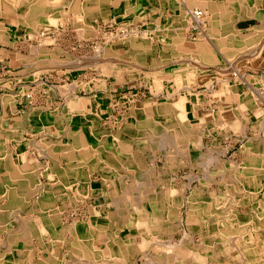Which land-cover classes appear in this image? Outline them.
<instances>
[{"label": "crops", "instance_id": "obj_1", "mask_svg": "<svg viewBox=\"0 0 264 264\" xmlns=\"http://www.w3.org/2000/svg\"><path fill=\"white\" fill-rule=\"evenodd\" d=\"M20 1L22 2L20 3ZM60 1L62 3H60ZM60 4L65 6V10L60 9ZM196 8L202 9L206 18H208L206 19L207 24L203 29L204 33L202 32L201 34L208 40H212V42L210 41V48L213 50V52H215V54L220 56L218 61H215V63L211 64V67L221 69L230 66L231 61L237 55L236 51L239 46L237 39L245 40L241 42V45H244L249 53H254V51H256L252 57L261 58L259 60V65L261 66H257V64L251 65L249 67L248 60L245 61V64H247L246 71L250 74H262L263 76L264 38H261V35L264 37V33L258 35V31L261 29L264 30V0H0V151L2 150L0 152V213L2 211L0 214V264H41L42 260L49 264L53 263V261L54 263L60 262L62 264H67L68 261L74 260L71 258L73 253L71 245L74 239V234L68 233V224L63 223L64 230L61 233V236L59 232H53L46 234L43 239L37 232V228L39 226L36 224L38 223V218H40L44 211L54 205L62 207L61 209L64 212H70L73 208V210L79 209L83 211V213H88L90 216H103L108 211L112 210V208H114V201L117 194L113 193V190L116 189V185L114 183L111 184L107 175L121 176L119 170L116 169L117 167L125 165L129 168L135 169L136 167L140 169V165L144 167V162L142 163V161H144V154L142 151L145 148H149V153L152 152L150 155L152 158L154 157L155 163L158 161V157L162 158L167 166L171 165V163H174L175 161L170 156V159L168 158L167 154L164 153L162 145H157L155 142H151V140L148 142L146 141L145 144L136 142V133L140 127L147 129L149 133H154L152 131L154 130L156 132V128L153 127L156 126V121L158 119L161 121L173 116V113L170 109L168 112L166 109L165 113L162 114L159 113L158 109L163 107L167 108L170 103L171 96L179 89L177 81L172 76H166L161 79L163 91L159 92L156 87V77L159 75V72L163 71L165 69L164 67L167 68L174 65V62H168V64L161 62L165 52H167V54L175 52L172 48H161L158 46L159 42L156 45H153V42L155 41H152V39L147 40L146 38L137 39L136 42L138 43H136V45H134L133 41L127 44L121 43L114 45L110 49L112 55H119L120 58L126 61H133L136 58V69H126L123 72H111L112 74L110 76L114 77V82L112 81L110 84L108 81L98 82L93 81L92 79H90L89 82H84L83 78H80L76 81L75 77L74 81H70L71 79H67V77L66 81L68 82L66 84L62 83V88L66 89L68 87L72 88V86L75 87L72 90L69 89L67 95V93H62L63 91L60 90V85H58V82L61 81L59 77H61L62 72L60 71V64L53 61L55 58L52 54L45 57L44 54L48 53L44 51L45 49H42L41 46L38 52L35 50V48L38 46H32L30 48V46L25 44V38L31 36L37 37L36 35H29L30 33H33L31 31H34L33 29H35L36 26L41 25L47 20L48 15L60 17L62 15L76 16V14H84V20L86 22L92 23L94 17H99L102 19L108 18L109 16L107 11H110L111 14H115L120 11L122 17L130 18V20L134 19L135 21L133 23H137L138 26L145 24L148 25L153 22L156 23L160 21L164 25L181 27L183 22L186 20L188 9ZM230 45L233 46L230 47ZM257 45L261 46L258 48ZM47 49L52 50L54 48L48 47ZM52 53L55 54L56 52ZM28 54L31 55L29 56ZM52 61L53 63L51 64ZM48 64L52 67L50 68ZM255 67H258V69H255ZM45 68H47V70ZM24 69L27 73H25ZM71 70L66 69L67 72H71ZM148 70L153 72V74L148 77V80L138 81L139 78H137L136 74L138 73V76L142 80L144 77L142 74H145V71ZM45 71L47 72L45 73ZM217 71L219 72L218 69ZM218 72L212 73L208 71V73H201L198 76L197 82L191 84L189 88L186 87L182 89L181 92L188 96V100L186 101L185 105L192 122H198L205 115L211 114L206 111V103L208 101L205 96H207L210 91H216L215 88L217 87V83H220V80L225 84V81L223 80L222 76H219ZM134 74L136 75V78L132 79L131 75ZM110 76L107 74L108 79H110ZM235 81L236 80H232L231 83H229L231 84L229 85V88L231 86V90L235 92L239 91L244 97L249 89L247 90L246 88H241L239 85L240 82L236 83L237 86L234 87ZM127 85L136 86V88H149L148 96H142L139 99L140 102H137L138 98L135 99L136 101L131 102L134 104V107H137L138 109L137 118L144 117L145 119H149L144 125L139 123L140 127L138 126V122L136 125L137 120L133 121V123L130 121V123H127V125L122 123L120 129L115 131L112 130L111 127L105 126L106 123L104 122V119L105 116L110 113L109 106L113 98L120 96V93H126L122 91L126 89ZM260 87L262 86L260 85ZM47 88H49L48 93L44 92ZM153 88L156 89L158 93L153 91ZM221 90L224 91L225 87H223ZM136 91L139 93V90ZM96 93L102 94V102L100 105L101 113L99 120L98 122L94 123L92 116L94 114L92 98L94 95H96ZM130 93L131 96H134L132 91H130ZM45 95L49 96L47 97ZM223 95L224 99L222 98L223 101L221 100L222 103L220 106L227 101V96L225 93H223ZM126 96L128 95L125 94L122 97ZM259 99L264 101V98L262 97ZM123 100H121V102L124 105L127 104ZM255 100L256 99L254 97L248 98L249 102H254ZM61 101H65L66 104L60 107ZM77 103H80L81 105H78ZM256 103L257 104H254V109H251L248 111V113H246L247 119L242 125L243 130L241 128L243 132L236 131L235 128L231 127L228 132L220 131L219 128H212L211 133L202 134L201 137L204 146L201 148L200 152L202 156L205 157V162L203 161V163H201L198 159L195 161L196 163H194V165L188 166L198 165V168L204 170V172H206V170L208 172L209 167L215 163L218 167L225 168L222 165L221 160L224 159L229 148L227 147L224 150L218 151V149H213V146H210L206 141V137L209 136V138H211V136H213L212 133L214 132H218L219 135L227 137L228 133L232 132L230 130H234L237 133L239 132L246 137H249L247 141L252 140L256 143L262 142L264 138V102L259 104V101L257 100ZM231 105L236 108L240 105V102L233 100ZM255 109H258L259 111ZM153 118L156 120H152ZM93 128L95 129L92 131L94 138L87 136L85 141V137H83V135L91 131ZM169 132L172 131L170 130ZM102 134H107L106 140H102L100 143L101 146L104 147V155H107L111 152L114 153L116 157L111 159L105 156H103V158L97 156L94 159L91 158L90 155L80 156L84 146L86 144L89 145L98 143L97 137H100ZM163 137L164 139L166 138L165 136ZM81 140L84 143H82ZM165 144L173 145V143L170 141ZM41 150H45L49 153L48 157L43 156L45 158L43 160L39 158L42 156H40ZM158 150H161V156H157ZM260 155L264 156V149H261ZM216 157L218 159H215ZM257 158L260 160L258 165L260 166L261 171L256 174V176L264 180V159L263 157L261 158L259 156ZM189 162L190 160H188V163ZM207 162H209L208 167H206ZM32 165H35V167L34 169L30 170L29 167ZM44 165H49L52 167L54 169V173L50 174L48 170L43 169L41 166ZM225 169L229 170V167H226ZM160 172H163L162 175L164 174V170H161ZM217 173L220 174L219 171ZM46 174L55 177V182L59 181L60 183H63L66 189L57 191L54 188H48L46 192L43 191L41 193L40 190L37 189L36 184L40 181H43V178H45ZM202 175H197L198 178L194 180L199 181L201 186H198V188L202 187L204 190L208 189V184H210V181H212V183L216 181H222V184L225 182L224 173L223 175L220 174L222 178L215 177L214 175H210L209 177L205 174L203 176ZM51 176L48 178L49 181H47V183L52 181ZM124 176L123 179L125 178ZM127 176L134 177L133 174H127ZM191 176L195 175L193 174ZM86 179L90 180L92 186L91 194L89 195L90 197L88 196V198L85 199L83 203L82 200H80L79 203L81 206L75 208L76 206L74 205L77 203L75 199L77 198V195L81 196L79 193L84 190L83 183L86 181ZM107 191L109 194H106L108 193ZM205 192L206 191L203 192L204 194L202 195V198L208 197ZM213 194V199L218 194L225 196L224 193H217L215 190H213ZM106 197L109 198L106 199ZM251 203L252 206L250 210L252 212L254 203ZM61 216L63 218V215ZM119 224L120 223H118V221L112 220V225H117L119 227V233L121 236L129 235V232L133 228H136L132 227L128 230L127 227ZM168 226L166 228H168ZM124 229L128 231L126 234L122 233ZM259 229L261 231V237L264 239V226H259ZM45 242H48L46 246ZM97 243L99 242H96L95 246ZM101 243L105 244V242ZM57 246L58 248H56ZM52 253L55 256V260H51Z\"/></svg>", "mask_w": 264, "mask_h": 264}, {"label": "bare ground", "instance_id": "obj_2", "mask_svg": "<svg viewBox=\"0 0 264 264\" xmlns=\"http://www.w3.org/2000/svg\"><path fill=\"white\" fill-rule=\"evenodd\" d=\"M21 2L22 1H20V3ZM56 2H58V1H56ZM52 3H54V2H52ZM60 3H62V2L60 1ZM6 9H8V8H6ZM60 9L65 10V6L60 4ZM83 10H84V8H83ZM97 10H98V8H97ZM107 14L109 16L107 19L114 20V22L117 21L116 23L121 28L123 26H126V27L129 26V25H131V23H133L135 21L134 19L130 20V18L122 17L120 11L118 13H115V14H111L110 11H107ZM89 15H90V13H89ZM186 15H187L186 20H185V22H183V25L181 27L180 26H173V25H171V26L170 25H164L160 21H158L156 23L153 22L151 24L146 25L145 26L146 28L144 29V31H145L144 36L146 37V39L147 38H158L159 40L161 39V42L158 44L159 47H161V48H165V47L172 48L173 51H175L171 54H167V52H165L163 54V58H162L161 62H165L167 64H168V62L169 63L174 62V65L167 67V68L164 67L165 69L163 71H160L159 75L156 77V87L159 90V92L163 91L162 81H161V79L163 77H166V76L171 77L172 76L177 81L179 89L177 90V92H175L171 96L169 107L158 109L159 113H161V114L165 113L166 109H167V112L170 109L173 113V116H171L165 120H161V121H159V119H158L156 121V126L153 127V128H156V132L154 130L152 131L155 134L149 133L147 129H145L143 127L141 128L139 126V123L143 124V125L146 124L148 122L149 118L148 119L147 118L146 119L140 118V117L137 118L136 108L132 105L130 106L129 110H127V112L122 115L123 116L122 119H123L125 125H127V123H130V121H131V123H133V121L137 120L136 125L138 122V126L140 127V129H138V131L136 133V142H140L141 144H143V143L145 144L146 141L148 142L151 140V142H155L157 145L163 146L164 153L167 154L168 158L170 156L172 158H178L179 160H181V159L185 160V164H192V163H196L195 161H197L198 159L200 160V158H201L199 152L201 151V148L203 147L202 137H201L202 134L211 133L212 128H219L220 131L228 132V130L231 127L233 128V126L230 124L231 119H235V120L238 119L239 122L237 124H239L241 126L246 122V119H247L246 113H248V111L251 110V108L249 106V101H246L247 95L250 92H252L256 95L255 96L256 100H258V98H260V97L264 98V75L263 76H262V74L261 75H254V74H250L246 71V68H247L246 65L247 64H245V61L248 60V66L249 67L251 65H257V64H258L257 66H261V65H259L260 64L259 60L261 58L260 57H252V56H254L253 54L256 53V51H254V53L253 52L249 53L248 50L246 49V47H244V45L243 46L241 45V42L245 41V40H239V39H237L238 45H239L237 48V51H236L237 55L235 56V58L232 61L229 60V61H231V65L227 68H225V67L221 68V69L217 68L219 70V72L217 71L216 68H212L211 64L215 63V61H217L220 58V56L218 54H215V52H213V50L210 48L211 47L210 43L212 42V40H208L202 34L199 37H192V38H190V35H189L190 30L191 31H193L194 29H202L203 30L207 24L206 19H208V18H206L205 13L202 15L196 14L195 12H192L191 9H188V12ZM66 16L62 15L60 17H56L53 15H48L47 20L44 23H42L41 25L36 26L35 29H33L35 32L31 31L33 33H30V34L36 35L38 37L44 36L45 38H43V40H44V42H46V39H48V37H51L49 35L51 32H57L60 27L66 25L67 21L69 20L68 16L67 17ZM79 17H80V19L83 20L82 21V24H83V22L85 21L84 20L85 15L84 14L79 15ZM93 21H96V17H94ZM121 22H123L124 25H122ZM86 24H87V22H86ZM79 26H81L80 23H79ZM91 26H93V28L95 29L96 32H98L100 29V26L98 24L93 23V22H92ZM80 29H81V33H82L81 35H83L84 37L86 35L87 36L92 35V32H89L86 28L81 26ZM126 31L127 32L121 36V39H122V37L123 38L127 37L126 39L129 38L131 41H133L134 45H136V43H138V42H136V33H137L136 28H129L128 27ZM139 32H140V30H139ZM122 33H123V31H122ZM262 33H264V30L261 29L260 31H258V35H261ZM97 34H99V33H97ZM97 34H96V36H97ZM2 38H4V37H2ZM261 38H264V37H262V35H261ZM252 39H254V38H252ZM249 41H250V39H249ZM121 42H119V43H121ZM140 44H141V42H140ZM23 45H24V43H23ZM40 46L41 45H39L38 47L36 46L37 47V48H35L36 52L39 51ZM232 46L230 45V47H232ZM260 46H258V48ZM140 47H142V46H140ZM101 51L102 52L104 51V52L102 53V55L100 57H97L98 59L96 58V60H98L97 62L99 63V65L101 64L100 70H103L105 72L106 71L107 72H115V71L116 72H123L126 69H136V58L133 61H131V60L126 61V60H123L122 58H120L119 55L118 56L116 54L115 55H110V54L107 55V53L105 52L106 50L102 49ZM259 53H260V51H259ZM18 57H19V55H18ZM229 57H228V59H229ZM39 59H41V58H39ZM71 61H74V60H71ZM33 65H31V66H33ZM36 65H38V64H36ZM122 65H124V66H122ZM31 68H33V67H31ZM41 68H42V66H41ZM256 68L258 69V67H255V69ZM45 69L47 70V68H45ZM20 71H22V70H20ZM24 71H25V69H24ZM208 71L212 72V73L218 72L219 76H222L223 80L225 81V90L223 91V93H225V95L227 96V101L223 105L216 108L214 113L212 112L211 114L205 115L198 122H192V120L190 119V116L188 114V111L186 109V105H185L186 101L188 100V96L181 91L183 88H186V87L189 88L191 86V84L197 82L199 74L204 73V72L208 73ZM229 72H230V75H229ZM25 73H27V72L25 71ZM59 78H61V77H59ZM232 80H236V83H237V81L247 82L249 87H250V89H249L250 92L247 91L246 92L247 94L244 93L246 95L243 97V95H241L239 91L235 92V91L231 90L229 88V85H231V84H229V83H231ZM125 82H126V80H125ZM259 83H261L263 85V87L258 88L257 85ZM105 85H106V83H105ZM114 85H116V84H114ZM73 88H75V87L72 86V88L68 87L66 89L65 88L63 89L62 87H60V90L63 91L64 94L67 93V95H68L69 89L72 90ZM102 91H104V90H102ZM71 92H73V91H71ZM156 92L158 93V91H156ZM99 93L98 94L96 93V95H94L92 98L93 106L95 107L94 108V114L92 115L93 117L100 115V113H101L100 105L102 102V94H99ZM123 95H125V94H123ZM45 96H47V95H45ZM233 100L239 101L240 105L238 107L234 108L231 105ZM80 101H78V102H80ZM95 102L98 105L95 106L94 105ZM12 104H13V102H12ZM83 108H81V109H83ZM255 110L259 111L258 109H255ZM43 117H44V115H43ZM32 119H33V117H32ZM152 120H156V119L153 118ZM68 121H70V120H68ZM81 130H84V129H81ZM170 130L172 132H169ZM92 131H93V129H91V131H89V132L85 133V135H83V137H85V139L82 136L81 137L85 141H86L87 136H91V138L92 137L94 138V134ZM24 132H25V130H24ZM83 132H85V131H83ZM102 135L106 136L107 134H102ZM102 135H100V137H102ZM2 136H4V135H2ZM163 136H165L166 138L164 139ZM42 139H43V137H42ZM104 140H106V138H104ZM168 141L173 143V145H169V144L166 145L165 143H167ZM81 142L84 143L82 140H81ZM46 146H48V145H46ZM244 146L246 147L245 158L237 166L232 165L234 169H232L228 172L230 175V177H229L230 180L228 179L227 183H228V187H230L232 191H237L236 188L237 187L241 188V185L244 186V192L242 194L244 200H247V202L251 201L254 203L253 207H252L253 208L252 213H245V212L243 213L242 211L234 210V209H221L222 205H224L225 203H228V200H226V201L222 200V198L224 196H217L216 195V197L212 200L211 199L210 200H203L202 195L204 194L203 193L204 190H203V188L197 187L195 189V191L193 192V194H194L193 198L194 199L190 200L188 202V205H185V206H189L188 209H189V214L191 215L192 221H195V222L199 221L200 222L201 220H205L206 221V228L208 230H210L211 232H214V234H212V237H209V239H207V241L205 242V247H203V251L197 252V250L190 249V251H188L186 253L184 251H180L178 249L177 245L175 247L176 248L175 250L172 251L171 249H169L171 251H166V252L169 253L170 255H169V257H166L164 259L165 264H216L215 261L217 260L218 256H221L224 253L225 254L231 253L232 255L234 254L235 256H237V260H238L239 264H264V239L261 237V231L259 229V226H264V223L262 222V221H264V180H262V178L260 179V177L256 176V174H258L261 171V168L258 165V162L260 160L257 157L258 156L261 158L263 157V159H264V156L260 155L261 149H264V138H263L262 142H259V143H256L252 140L246 141L244 143ZM100 147L102 148L101 154H99L100 150H98ZM131 148H132V146H131ZM103 149H104V147L101 146L100 144L97 145V143H95V144L93 143V144H89V145L86 144L82 150V153H80V156L90 155L91 158H94V159L97 156L100 158H103V156H105V157L111 158V159H114L116 157V155L114 153H111V152L107 155H104L105 153H104ZM41 155L48 157L49 153L45 150H41ZM166 160H167V158H166ZM188 160H190L189 163H188ZM167 162H168V160H167ZM79 163H81V162H79ZM75 164H77V163H75ZM171 164H173V163H171ZM33 166L35 167V165H32L31 167H29V169L30 170L34 169V168H32ZM46 169L49 171L50 174L54 173L53 172L54 169L52 167H50L49 165L46 166ZM116 169L119 170V173H121V176L107 175L111 184L114 183L116 185V189L113 190V193L117 194V196L115 197V201H114V208H112V210L108 211L105 215H103V217H101L99 215H92V216L88 217L85 215L83 217V219H76L68 226V233L73 232L72 234H74L73 237L75 239L77 238L79 240L80 239L83 240V241H79V244H78V245H81L82 247L79 248V246L75 245V247H76V248L74 247L75 252L77 254L79 253V254H83V255L87 256V257H79L76 255L77 257L75 258L74 264H125L126 262H128V258L130 256L131 252L136 250V253H137V252H140L143 250L145 242L139 243V242L133 241L129 237V235H124V236L122 235L121 236L119 233L120 231H119L118 226L111 227V225H110L111 219H113L115 217H117V218L120 217L119 219H120L121 223L126 221L127 225H125V226L128 228V230L131 229L132 227H137L138 233L134 237H136L138 235L145 237L146 235H148L147 233L150 230L152 233H157V231L161 228V226L166 221H167L166 223L170 222V228H172V222L173 221L169 216L172 209L168 208L167 210H164L163 207H164V205H167V203L169 206H173L174 204L179 203L180 198L178 197L179 200H176V198L174 199L175 195L170 193L168 196L165 195L164 200H158L159 199L158 193L157 192L153 193V191H156V190L158 191L160 189V187L157 188L156 183L153 184V182H151L152 180L150 181V178L154 177L153 176L154 170L152 171L151 169H146V168L142 167L141 165H140V169L138 167H136V169L135 168H129L126 165L125 166H119ZM13 171H14V169H13ZM70 172H72V171H70ZM14 173H15V171H14ZM123 173L125 176L123 175ZM231 173H233V174H231ZM19 174H21V173H19ZM87 174H88V172H87ZM127 174H133L134 177L127 176ZM122 175L125 177L124 179H123ZM140 175H142V176L144 175V177H146V180H143V177L138 178V177H140ZM6 176H8V175H6ZM49 176H51V175H49ZM51 177H52V181L49 183L43 182L42 187L38 186V185H40V182L37 181L38 182L37 183L38 185L36 184L38 186L37 189L40 190L41 193L43 191L46 192L48 190V188H51V189L54 188L57 191H60L62 189H66V187L63 185V183H60L59 181L55 182V177H53V176H51ZM131 178H135V179H131ZM131 182H134L135 185L131 184ZM7 183H8V181H7ZM83 184H84L83 187L85 189V192L81 191L79 193V194H81V196L77 195V198L78 197H88L91 194L92 186H91L90 180L86 179V181ZM163 189L164 188L161 186V191H163ZM20 205H21V203H20ZM194 205H195V207H194ZM61 208L62 207L52 205L51 208L44 211L42 213V215L40 216V218H38V223L36 225H38L39 227L37 228V232L39 233V235L43 239H44V236L46 234L53 233V232H56V233L59 232V234L61 236V233L64 230L63 222H65L61 216L62 212H63V210ZM3 211H5V210H3ZM1 213H2V211H1ZM29 213H31V212H29ZM9 214H10V212H9ZM9 216H11V215H9ZM19 218H20V216H19ZM11 220H13V219H11ZM247 222H250V224L249 225H243L242 224V223L247 224ZM176 226L173 228L177 229L180 232L183 231V230H181L183 228H179L180 225L179 226L176 225ZM5 229H6V227H5ZM26 229H27V227H26ZM216 232L218 233L217 237H216ZM32 233H33V231H32ZM182 236L186 237L187 234H184V232H183ZM127 238H129V241L126 242L125 240H127ZM136 239H138V238H136ZM194 241L195 240H193V242ZM96 242H100V243L105 242L106 247L102 248V249L101 248L98 249L95 247ZM17 243H18V241H17ZM75 243H77V241ZM234 243L237 244V246H235V248L233 246ZM47 244H48V242H45V246ZM227 244H229V248H225V247H228ZM72 246H73V243H72ZM170 246L173 247V245H170ZM56 248H58V246ZM46 250H48V249H46ZM176 250H178V251H176ZM5 251H8V250H5ZM72 254H74V253H72ZM118 254H120V255L118 256ZM51 256H52L51 260H55V256L53 255V253L51 254ZM41 264H49V263L42 260Z\"/></svg>", "mask_w": 264, "mask_h": 264}, {"label": "rangeland", "instance_id": "obj_3", "mask_svg": "<svg viewBox=\"0 0 264 264\" xmlns=\"http://www.w3.org/2000/svg\"><path fill=\"white\" fill-rule=\"evenodd\" d=\"M70 16H68L69 20L67 21L65 26L60 27L57 32H51L49 34L51 37H48V39H46V42H44V40H43V38H45L44 36L32 37L30 34L31 37L25 38V44L29 45L30 48L32 46L41 45L42 49H45L44 51H46L48 53V54H44L45 57L50 56L51 54L53 56L55 55L54 56L55 59L53 61H55V63L60 64V66H61L60 71H62L61 72V78H60L61 81L58 82V85H60V87H62L63 84H66V82H68V81H66L67 79H71L70 81H73L76 79V81H77L80 78H83L84 82L85 81L89 82V80L92 79L93 81H98V82L99 81H103V82L108 81L109 84L112 81L114 82V79H113L114 77L110 76L112 74L111 72H107V71L105 72L103 70H100L101 64L99 65V63L97 62L98 60H96V58L100 57L102 55V53L104 52V51L103 52L101 51L102 49L106 50L105 52L107 53V55H109V54L112 55L111 50H110L112 46L117 45V44H121V43H123V44L130 43L131 40L129 38L126 39L127 37L126 38L122 37V39H121V36L127 32L126 30L128 27L129 28H136V30H137L136 40L137 39H145L146 37L144 36V34H145L144 29L146 28L145 26L147 24L138 26L137 23H131V25H129L127 27L123 26L121 28L116 23L117 21L114 22V20H109L107 18L102 19V18L98 17V18H96V21H93V23L98 24L100 26L99 31L96 32L95 29L93 28V26H91L92 23L89 24V22H87V24H86V22L84 21L82 24L83 20L80 19L78 14H76V16H74V15H72L71 17ZM79 23L81 24L82 27L86 28L89 32H92V35H89V36L86 35L85 37L83 35H81L82 34L81 29H80L81 26H79ZM121 23H122V25H124L123 22H121ZM139 30H140V32H139ZM122 31H123V33H122ZM199 31H201V32H199ZM202 32H203L202 29H194L193 31L190 30V33H189L190 38L199 37V35H201ZM97 33H99V34H97ZM96 34H97V36H96ZM148 39H152V41H155V42H153V45H156L157 42H159V43L161 42V39L159 40L158 38H147V40ZM119 42H121V43H119ZM48 47H52V48H54V50L53 49L52 50L47 49ZM54 51L57 53L53 54L52 52H54ZM28 55L30 56L31 54H28ZM28 55H25V56H28ZM71 60H74V61H71ZM53 61L51 62V64L53 63ZM50 67H52V66H50ZM72 67H73V69L71 70ZM66 69L71 70V72H67ZM46 72L47 71H45V73ZM141 73H143V72H141ZM107 74H108V76H110L109 77L110 79H108ZM150 74L151 75L153 74V72L151 70L145 71V74H142L144 76L142 80L140 79L138 74H136V75H137V78H139L138 81H147ZM136 75L135 74L131 75V78L135 79ZM263 75H264V72H263ZM74 77H75V79H74ZM219 82H220L219 84L217 83V87L215 86L216 87L215 92L210 91V93H208V94L206 93L207 96H205V97H206L208 102L207 103L205 102V103L207 104L206 105V111H208V113L214 112L215 109L218 108V106H220V104L222 103V101H223L222 98L224 99V95L222 93L223 91L221 89L223 87H225V84L221 80ZM239 82H240L239 85L241 88H246L247 90L250 89L247 82L237 81V83H239ZM234 83H235L234 87H236L237 86L236 81ZM260 85L263 87V85L261 83H259L257 85V87L259 88ZM127 86H126V89L122 92H126L124 94H126L128 96L122 97L123 94L120 93L121 94L120 96L113 98V100L109 106L110 113L107 114L105 116V119H104V122L106 123L105 126L111 127V129L115 130V131L120 129V126L122 123L125 125V123L122 119V117H123L122 115L124 113H126L127 110H129V106H131V105L134 106V104H132L131 102L136 101L135 100L136 98H138V100H139L142 96L146 97L149 95V88L148 87L136 88V86H128V87ZM136 90H139V93ZM48 91H49V88L45 90L46 93H48ZM130 91H132L134 93V96H131ZM153 91L156 92V89L153 88ZM205 92H207V91H205ZM62 93H64V92H62ZM253 94L254 93L250 92L247 95L246 101H248L249 97L255 98L256 95L255 94L253 95ZM121 100L125 101L127 104L124 105L121 102ZM138 100H137V102H140V100L139 101ZM256 101L257 100H255L254 102H249V106L251 109H254V104H257ZM258 101H259V104L261 102H264V101H261L259 98H258ZM64 104H66L65 101H61L60 107L63 106ZM94 105L96 106L98 104H96V102H95ZM168 107H169V105L167 106V108ZM163 108H166V107H163ZM136 112L138 113L137 107H136ZM99 117H100V115L93 117V122L94 123L98 122ZM140 118H144V117H140ZM238 122H239L238 119H236V120L231 119L230 120V124L233 126V128H235L236 131L241 132L243 130V128L241 125L237 124ZM241 128H242V130H241ZM93 130H95V129L93 128ZM230 131H232V132L228 133L227 137L219 135L218 132H214L213 136H211V138H209V136L206 137V141L210 146H213L212 147L213 149L214 148L218 149V151L224 150L227 147L229 148V150H227L228 152H226L224 159L221 160L222 161L221 163L225 168L229 167V170H232V169H234L233 168L234 165L237 166L245 158L246 147L244 146V143L247 141V139L249 137H246L242 133H239V132L237 133L234 130H230ZM106 136L102 135V137H100V138L98 136L97 137L98 138L97 139L98 140L97 145H99L102 142V140H104V138H106ZM202 143H203V141H202ZM203 146H204V143H203ZM98 150H100L99 154H101L102 148L100 147ZM149 151H150L149 148H145L142 151L144 154L143 155L144 161H142V163L144 162V164H143L144 167L151 169L152 171L154 170L153 171L154 177L150 178V181L152 180L151 182H153V184L156 183L157 188L160 187V189H159L160 191L156 190V191H153V193L154 192L158 193V195H159L158 200H164L165 195L168 196L170 193H172L175 195L174 199L176 198V200H179V198H180V202L174 204L173 206H169L167 203L168 206L164 205V207H163L164 210H167L168 208L172 209L171 213L169 214L170 218L173 221L172 222V228H170V222L166 223L167 222L166 221L161 226V228L157 231V233H152L150 230L147 233L148 235H146L145 237L140 236V235L134 237V235H136L138 233L137 227L133 228L129 232V235L133 241H136L139 243L145 242V244H144L142 251L136 253V250H135V251L131 252V254L128 258V262H126L125 264H165L164 259L166 257H169V255H170L166 251L175 250L176 245L178 246V249L180 251H184L186 253L188 251H190V249L197 250V252L203 251V247H205V242L207 241V239H209V237H212V234H214V232H211L210 230H208L206 228V221L205 220H201L200 222L199 221H197V222L192 221L191 215L189 214V209H188L189 206H185V205H188V202L190 200L194 199L193 198L194 197L193 192L195 191L196 186L197 187L201 186L199 181L194 180V179L198 178L197 175L201 176L202 174L203 175L205 174L208 177L210 175L211 176L214 175L215 177H221V178H222V176H220V174L223 175V173H224V175H225L224 176L225 182L223 184H222V181H220V182L216 181L213 183H212V181L209 182L210 184H208V189H205V190L203 189L204 191H206L205 194H207L209 198L208 197L202 198L203 200H210V199L212 200L213 199L212 196L214 195L213 190H215V192H217V193L222 192L225 194L227 192L225 194V196L222 198V200H225V201L228 200V203H225L224 205H222L221 209H234V210L242 211L243 213L244 212L245 213H252L250 210V208L252 206L251 201L247 202V200H244L243 195H242L244 192V186L241 185V188L237 187L236 188L237 191H232L231 188L228 187L227 180L228 179L230 180V178H229L230 176H227V175H229L228 169L226 170L225 168L218 167L217 164L215 163V164L211 165V167H209L208 172H207V170H206V172H204V170L198 168L199 167L198 165L197 166H188V165H194V163L185 164V160H182V159L179 160L178 158H173V160H175L173 163L174 165L171 164L170 166H167L165 164V162L163 161V159L159 158V157L157 158L158 161L155 163L154 157L152 158L150 155V153H152V152L149 153ZM205 151H207V150H205ZM144 152H146V153H144ZM199 153L201 156L200 162L203 163L205 157L202 156L201 152H199ZM158 155L161 156V150L157 151V156ZM40 156H41V151H40ZM39 158H41L42 160L45 159L43 157V155ZM215 159H218V158L216 157ZM208 163L209 162H207L206 167H208ZM42 167H43V169H46L45 165ZM32 168H34V166ZM158 170H160V171L164 170V174L162 175L163 172L161 173ZM218 171L220 172V174L217 173ZM233 173H231V174H233ZM193 174L195 176H191ZM215 174H217V175H215ZM142 177H143V180H146V177H144V175L143 176L140 175V177H138V178H142ZM48 178H50V176L46 174L45 178H43V181H40V185H38V184L37 185L42 187L44 181H45L44 183H47V181H49ZM131 184H134V182H131ZM161 186L164 188L163 191H161ZM200 188H202V187H200ZM83 191L85 192V189ZM106 194H109V193H106ZM217 196H223V195L218 194ZM87 198L88 197H78L77 199H75V201L77 202L74 205V206H76L75 208H78L79 206H81V204L79 203L80 200H82V203H83V201ZM108 198L106 197V199H108ZM194 207H195V205H194ZM72 210H73V208H72ZM72 210L70 212H64V211H63L64 213L62 212L63 219L65 221V222H63L64 224L70 225L76 219H83L84 215H86L88 217L90 216V215H88V213H85V212L83 215V211H81L79 209H75L73 211ZM101 217H103V216H101ZM116 218L117 217L111 219V222H110L111 227H114L112 225V220L118 221V223H120L119 225H123V226L127 225L126 221H124L123 223L120 222V219H119L120 217L117 219ZM262 222L264 223V221H262ZM242 224L243 225H249L250 222H247V224L246 223H242ZM176 225H178V226L180 225L179 228H183V229H181L183 231L180 232L177 229H174L173 227H175ZM167 226L169 229L166 228ZM127 232L128 231L126 229H124L122 231V233H124V234H126ZM183 232H184V234H187L186 237L182 236ZM70 233L72 234L73 232H69V234ZM217 236H218V233L216 232V237ZM136 238H138L139 240ZM193 240H195V241L193 242ZM76 241H77V243H75ZM79 241H83V240H81V239L79 240L77 238L73 239V242H72L73 246L71 245V249H72L74 254H72L71 258H73L74 260L68 261L67 264H74L75 258L77 256L87 257L83 254H79V253L77 254L75 252V249H74L75 245L79 246V248L82 247L81 245H78ZM125 241L126 242L129 241V238H127V240H125ZM97 244L95 247L98 249L99 248L102 249V248L106 247V245L104 243L99 242ZM234 244H233V246L235 248V246H237V244H235V245ZM170 245H173V247H171ZM227 246L228 247H225V248H229V244H227ZM169 249H171V250H169ZM176 251H178V250H176ZM119 255L120 254H118V256ZM215 262H216V264H239V262L237 260V256H235L234 254L232 255L231 253H226V254L224 253L221 256H218V258ZM50 264H52V263H50ZM53 264H62V263H60V262L54 263L53 262Z\"/></svg>", "mask_w": 264, "mask_h": 264}, {"label": "built area", "instance_id": "obj_4", "mask_svg": "<svg viewBox=\"0 0 264 264\" xmlns=\"http://www.w3.org/2000/svg\"><path fill=\"white\" fill-rule=\"evenodd\" d=\"M191 11H192V12H195L196 14H200V15L204 14V11H203L202 9H198V8H196V9H191Z\"/></svg>", "mask_w": 264, "mask_h": 264}]
</instances>
